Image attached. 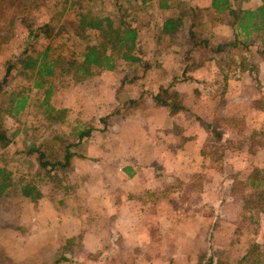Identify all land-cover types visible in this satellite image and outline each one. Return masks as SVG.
Wrapping results in <instances>:
<instances>
[{
    "label": "rangeland",
    "instance_id": "1",
    "mask_svg": "<svg viewBox=\"0 0 264 264\" xmlns=\"http://www.w3.org/2000/svg\"><path fill=\"white\" fill-rule=\"evenodd\" d=\"M58 1L64 0L49 1L34 11L31 19L43 23ZM186 1L206 7L211 0ZM259 3L249 0L244 6L255 8ZM91 4L94 11L117 17L113 0H92ZM131 12L129 17L139 30V56L147 66L121 62L113 71L82 80L58 79L52 103L56 108L69 109L70 124L50 127L43 110L30 107L17 118L7 115L6 125L10 134L18 131L13 138L18 143L28 135L42 141L52 129L70 131L77 122L106 127V133L111 125L118 130L127 124L124 116L114 114L119 110L117 104L122 112L141 113L135 123H130L141 127L149 123V109L158 105L150 95L168 90L163 96H171V102L182 107L174 111L184 127L180 141L193 136L194 165H184L182 190L177 189L174 198L166 197L167 221L162 224L161 245L158 239L153 245H135L131 238L121 236L116 245L105 244L106 239L113 242L117 238H112L114 233L109 228L114 217L112 194L98 204L91 196V190L99 192L106 183L105 174H98L94 162L85 168L95 169L91 177H79L71 168L62 181L65 189L54 183L52 189L41 186L43 198L37 204L13 198L6 217H0V225L5 223L0 228V264H54L57 259L59 264H126L114 258L115 250L122 260L132 257L134 264H204L210 257L215 261L226 256L238 259L254 242L264 246V212L252 220L244 210L250 193L246 176L255 167L264 172V55L256 46H241L212 60L210 51L194 50L186 29L172 38L161 34L163 18L171 14L169 11L156 5ZM19 24H15L10 42L0 50V69L6 58L23 50L26 32ZM3 25L1 31L5 32ZM208 27L205 34L214 43L233 38L226 25L210 23ZM37 48H43L42 43ZM241 63L247 69L245 74ZM17 76L13 85L29 86L28 77ZM255 90L261 92L259 96ZM41 93L32 91L33 103ZM15 147L10 143L1 151L0 167L25 173L23 166L19 168L22 157L15 154ZM201 149L206 154L201 156ZM169 169L175 172L173 167ZM165 255L172 257L171 262Z\"/></svg>",
    "mask_w": 264,
    "mask_h": 264
},
{
    "label": "trees",
    "instance_id": "2",
    "mask_svg": "<svg viewBox=\"0 0 264 264\" xmlns=\"http://www.w3.org/2000/svg\"><path fill=\"white\" fill-rule=\"evenodd\" d=\"M49 1L0 0V50L10 42L15 24L19 22L26 32L23 50L6 58L0 69V155L12 143L16 146L15 154L22 157L19 168L23 166L25 170V173H20L19 170L0 167L1 218L6 217L8 205L15 197L37 204L43 198L41 186L50 187L54 183L65 189L62 181L72 168L73 157L79 154L77 151L82 144L98 131L93 125L77 122L69 125L70 131L61 127L52 129L42 141H38L36 135H28L18 143L13 141L18 131L9 133L7 115L17 118L28 108L37 107L43 110L50 127L52 124H70L67 119L69 109L56 108L52 103L58 79L82 80L96 73L113 71L121 62L147 66L139 56V30L129 17L132 10L157 5V8L169 11L171 14L163 18L161 34L172 38L186 29L194 50L204 48L210 51L212 60L218 54L240 50L241 46L243 49L256 46L257 51L264 55V0L255 8L244 6L249 0H211L206 7L186 0H113L116 18L94 11L92 0H64L56 3L54 12L46 21L35 23L31 19L32 13ZM2 23L5 26L3 30L7 29L5 32L1 31ZM210 23L228 26L233 38L226 42H212V38L205 34L210 30ZM40 43L43 48H37ZM240 69L247 73L243 63ZM17 75L28 77L29 86L13 85ZM34 90L42 93L33 103L31 93ZM167 91L162 89L150 97L158 105L181 109L171 102V96H163ZM204 150L203 155L206 154ZM245 185L250 193L246 196L244 210L254 220L255 214L264 212V172L253 168L246 176ZM4 225L1 224L0 228ZM263 247L254 242L238 259L226 256L215 261L210 257L204 264H264ZM62 260L67 259L62 257ZM59 262L57 259L54 264Z\"/></svg>",
    "mask_w": 264,
    "mask_h": 264
},
{
    "label": "crops",
    "instance_id": "3",
    "mask_svg": "<svg viewBox=\"0 0 264 264\" xmlns=\"http://www.w3.org/2000/svg\"><path fill=\"white\" fill-rule=\"evenodd\" d=\"M259 93L261 92L254 91L257 96ZM115 107L119 110L114 114L124 116L127 121V124L123 125L125 128L115 130L111 125L108 127L110 133L109 131L104 133L106 127L95 125L98 131L78 149L79 154L72 159V168L79 177L84 175L91 177L95 175V169L85 171V168L90 166L89 163L95 162L98 174L103 173L106 176L104 177L106 183L99 192L91 190V196L97 198L95 202L98 204V200L112 194L111 207L114 217L112 216L113 223L109 228L114 233L112 238H117L113 242L106 239L107 246L116 245L115 241H118L119 236L127 240L131 238L136 242L135 245H153L155 239H158L157 242L161 245L159 236L164 232L162 224L167 221L164 210L166 197L174 198L177 189L182 190L184 165L185 167L194 165V139L192 136L180 141V133L184 127L180 125L172 108L153 105L148 113L146 112L148 125L131 127L130 123H135L141 113L136 110L132 114L122 112L117 104ZM202 150L199 151L201 156ZM169 167H173L175 172H169ZM164 227L166 228V225ZM118 254L117 250L113 253L117 261L134 264L132 257L122 260ZM164 257L171 262L172 257L168 255ZM154 258L156 260L157 257Z\"/></svg>",
    "mask_w": 264,
    "mask_h": 264
}]
</instances>
